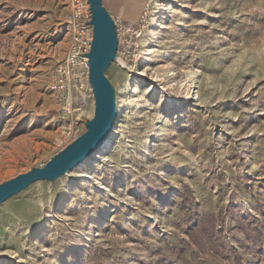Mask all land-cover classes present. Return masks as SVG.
<instances>
[{"label": "rangeland", "instance_id": "obj_1", "mask_svg": "<svg viewBox=\"0 0 264 264\" xmlns=\"http://www.w3.org/2000/svg\"><path fill=\"white\" fill-rule=\"evenodd\" d=\"M103 4L120 37L109 146L0 205V264H264V0ZM70 16L0 0V184L94 115L57 72Z\"/></svg>", "mask_w": 264, "mask_h": 264}, {"label": "water", "instance_id": "obj_2", "mask_svg": "<svg viewBox=\"0 0 264 264\" xmlns=\"http://www.w3.org/2000/svg\"><path fill=\"white\" fill-rule=\"evenodd\" d=\"M91 7L93 41L88 53L90 83L94 93V115L84 120L86 131L54 155L45 165L34 167L0 184V205L41 181H54L68 174L98 152L110 136L117 117V91L107 71L117 60L119 39L115 21L103 0H88Z\"/></svg>", "mask_w": 264, "mask_h": 264}, {"label": "built area", "instance_id": "obj_3", "mask_svg": "<svg viewBox=\"0 0 264 264\" xmlns=\"http://www.w3.org/2000/svg\"><path fill=\"white\" fill-rule=\"evenodd\" d=\"M69 5L71 20L67 27V33L71 36L72 44L66 60L59 65L60 69L57 72H64L70 76L76 87L83 90L86 97L94 103L88 58L94 34L93 26L90 23L92 19L90 3L88 0H69ZM117 35L120 39L118 32Z\"/></svg>", "mask_w": 264, "mask_h": 264}, {"label": "bare ground", "instance_id": "obj_4", "mask_svg": "<svg viewBox=\"0 0 264 264\" xmlns=\"http://www.w3.org/2000/svg\"><path fill=\"white\" fill-rule=\"evenodd\" d=\"M117 60H118V59H117ZM134 74H136V72H135ZM137 74H138V73H137ZM132 80H133V79H132ZM118 109H119V112H118V115H119V114L121 113V109H120V107H119ZM109 143H110V136H109L108 139L105 141V143H104V145L101 147V149H100L98 152L94 153L95 157H101V158H102L103 155H104V152L106 151L107 147L109 146ZM86 161H87V160H85L84 162H82V164H80L79 167L85 165Z\"/></svg>", "mask_w": 264, "mask_h": 264}]
</instances>
